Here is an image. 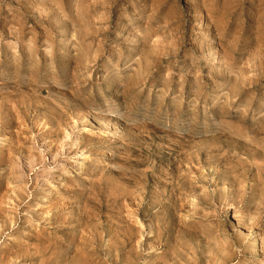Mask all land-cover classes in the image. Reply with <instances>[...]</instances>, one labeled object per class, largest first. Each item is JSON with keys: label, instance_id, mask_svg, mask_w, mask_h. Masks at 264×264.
I'll return each instance as SVG.
<instances>
[{"label": "rangeland", "instance_id": "374dc122", "mask_svg": "<svg viewBox=\"0 0 264 264\" xmlns=\"http://www.w3.org/2000/svg\"><path fill=\"white\" fill-rule=\"evenodd\" d=\"M0 264H264V0H0Z\"/></svg>", "mask_w": 264, "mask_h": 264}, {"label": "bare ground", "instance_id": "6f19581e", "mask_svg": "<svg viewBox=\"0 0 264 264\" xmlns=\"http://www.w3.org/2000/svg\"><path fill=\"white\" fill-rule=\"evenodd\" d=\"M167 187V186H166ZM112 195H113V193H112ZM115 195V194H114ZM127 231V230H126ZM125 245V244H124Z\"/></svg>", "mask_w": 264, "mask_h": 264}]
</instances>
